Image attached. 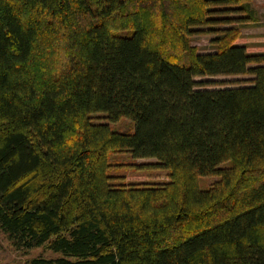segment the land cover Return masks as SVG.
I'll list each match as a JSON object with an SVG mask.
<instances>
[{"label": "trees", "instance_id": "1", "mask_svg": "<svg viewBox=\"0 0 264 264\" xmlns=\"http://www.w3.org/2000/svg\"><path fill=\"white\" fill-rule=\"evenodd\" d=\"M252 2L0 0V230L60 254L26 264H264ZM218 75L250 77L208 88ZM119 153L166 180L113 182Z\"/></svg>", "mask_w": 264, "mask_h": 264}, {"label": "rangeland", "instance_id": "2", "mask_svg": "<svg viewBox=\"0 0 264 264\" xmlns=\"http://www.w3.org/2000/svg\"><path fill=\"white\" fill-rule=\"evenodd\" d=\"M252 4L256 10L257 21L243 26L242 34L246 37V40H249L248 37L253 36L249 42L254 47H259L256 44H264V38H256V36L262 35L264 37V0H253ZM212 37V34H197L192 36L191 44L196 45L200 52H210L214 50L210 42ZM249 77L248 75H218L211 78L214 81V85L208 88L245 85L247 84L246 79ZM95 116L98 117L97 120L105 121L103 114ZM110 125L123 130L131 128V123L128 119H120ZM109 160L111 167L108 172L117 176V179L113 180L115 183L129 184L130 182H162L166 180L164 177L167 173L166 170L149 167L148 163L154 161L152 158H134L126 153H119L112 154ZM215 180H217L216 176H205L199 179V185L204 188ZM59 255L41 246L27 251L17 250L7 235L0 230V264H26L27 260L32 257L42 256L49 258Z\"/></svg>", "mask_w": 264, "mask_h": 264}]
</instances>
